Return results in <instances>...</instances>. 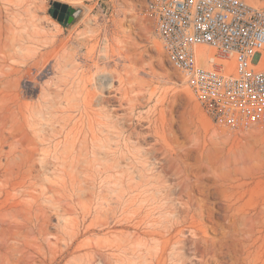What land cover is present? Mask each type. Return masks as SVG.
I'll list each match as a JSON object with an SVG mask.
<instances>
[{
    "label": "rangeland",
    "instance_id": "374dc122",
    "mask_svg": "<svg viewBox=\"0 0 264 264\" xmlns=\"http://www.w3.org/2000/svg\"><path fill=\"white\" fill-rule=\"evenodd\" d=\"M53 1L0 0V264H198L162 246L168 200L180 205L157 192L177 183L164 150L192 178L208 172L207 185L249 170L242 203L264 208V125L229 134L212 122L168 61L148 0H59L81 9L70 23ZM222 189L195 194L221 211ZM229 218L208 231L209 264L256 251Z\"/></svg>",
    "mask_w": 264,
    "mask_h": 264
},
{
    "label": "built area",
    "instance_id": "2783aa9c",
    "mask_svg": "<svg viewBox=\"0 0 264 264\" xmlns=\"http://www.w3.org/2000/svg\"><path fill=\"white\" fill-rule=\"evenodd\" d=\"M146 10L168 61L216 126L236 134L264 125V6L249 0H148ZM201 45L229 54L234 67L202 52Z\"/></svg>",
    "mask_w": 264,
    "mask_h": 264
},
{
    "label": "bare ground",
    "instance_id": "6f19581e",
    "mask_svg": "<svg viewBox=\"0 0 264 264\" xmlns=\"http://www.w3.org/2000/svg\"><path fill=\"white\" fill-rule=\"evenodd\" d=\"M259 3L264 5V2H262V1H260ZM200 50L202 52H206V53L210 54L211 56L218 54L220 57V62L224 63L229 69H232L234 67L233 57L230 56L229 54L218 52L216 50V48L211 47V46H207V45H201ZM57 65H58V62H57ZM218 68H220V67L218 66ZM90 77H91V75H90ZM96 88H97V86H96ZM101 88H102V86H101ZM90 91H92V90H90ZM97 95H99V93ZM91 96H92V94H91ZM96 98H97V96H96ZM94 100H95V98L93 99V101ZM98 101H100V100H98ZM68 102H70V99L68 100ZM97 106H99V105L97 104ZM103 106H104V104H103ZM140 117H138V118H140ZM150 125L151 124H149L148 127ZM151 126H150V132H153V131L155 132V130H153L154 128ZM157 130L158 131H156V133L160 134L159 129H157ZM150 132H149V134H146L145 136H140V133H138L137 134L138 138H146V137H148L147 135L152 134ZM154 132H153V134L156 135ZM141 135H143V133ZM164 148H165V146H164ZM154 149H155V147H154ZM165 149H166V150H164L165 154L162 157L161 161H159V164H161L162 169L165 171H167L169 168L172 169L173 175L177 179V183H176V186L173 187L168 183L167 179L163 178L162 179L163 183H162V185H160V187L158 186L159 188H158L157 192L158 193L161 192V197L165 198L166 200H168V198L171 199L170 196L172 194H175V197H173V198L177 199L180 202V205H177L176 203H174L173 200H168L169 206L166 204L168 207H170V211L172 212V217H171V219L168 218V221H167L168 223L166 222L165 227H163V224H162V227L164 228V231H165L161 235V236L165 237L164 241L162 240L163 241V245H162L163 249H168V248L172 249L173 248V249H175L174 253L176 254V256L183 258V259H186L184 257H186L188 255L190 250L191 251L193 250L192 251L193 252V259H197V261L200 264H209V260L211 257V256L209 257V255L212 253L214 254V252H215L214 249H215V247H218V246H216V243L214 242L215 240L212 241V239L209 238L208 231L210 229H212L214 231H216V230L218 231L220 228H221L220 230H222V228L223 229L225 228V223L224 222H223L224 224L220 223L217 220V217H219V216L220 217H222V216L231 217V220H230V218L228 220L232 221V223H229V224H231L234 227V230H236L239 233L242 231L244 236L245 235L247 236L245 239H247V238L249 240L252 238L254 239V243H252L251 245H249L247 243L249 245V247L252 246L253 244L257 245L255 247L256 248L255 252H252V251L248 252L247 251L248 252L247 258H246V259H248L247 264H264V208L262 206H259L258 203H256L254 209H251L249 207H248L249 208L248 209V208H246L245 203H242V200H243L246 192L248 191V189L246 188V184H248V181L246 179H247V177H249V174H250L248 172L249 170L246 171V169H245L244 172H240L241 173L240 174L238 169H235L234 173H228L224 176H218L220 174L219 173L214 178L211 177L213 184L207 185L208 183L207 184L203 183L202 179L207 178V176L209 174L208 172H203L202 170L197 171L195 174L193 173L195 178H192L190 176V173L188 170V164L185 163L184 158L182 156H180L181 154L179 155L176 152L175 153L174 152H168L167 148H165ZM210 159H212V158H210ZM227 159H228V157H227ZM242 159H244V158H242ZM215 164H213V165H215ZM207 166H209V165H207ZM216 167L217 166H215L213 169H215ZM209 170H210V168H209ZM212 173H213V171H212ZM170 179H171V177H170ZM208 180H210V178H208ZM219 186L224 187V189L220 190L221 191L220 193H221V196L226 200V202L223 203L224 204L223 207H221V211H220V208L218 206V203L217 204L216 203H208L207 202L208 200L207 201H205V199L200 200L196 197L195 192L197 190H199L200 193L202 192L205 195H209L211 193V188H213V187L218 188ZM223 219H225V218H223ZM226 220H227V218H226ZM227 226H230V225H227ZM186 230H188L190 232V237L185 234ZM225 230H227V229L225 228ZM160 233H161V231H160ZM225 233H227V232H225ZM222 242L223 241H221V243L220 242L219 243L222 244ZM223 243H225V242H223ZM249 243H250V241H249ZM200 246H201V248H200ZM242 247H243V251L246 250V248L244 249L243 244H242ZM170 249H168V250H170ZM250 250H252V249H250ZM254 250L255 249H253V251ZM216 252H217V249H216ZM219 252H221V251H219ZM215 255H216V253H215ZM174 257H175V255H174ZM180 261H182V260H180ZM238 261L239 260H237L236 262H238Z\"/></svg>",
    "mask_w": 264,
    "mask_h": 264
},
{
    "label": "flooded vegetation",
    "instance_id": "af4514ba",
    "mask_svg": "<svg viewBox=\"0 0 264 264\" xmlns=\"http://www.w3.org/2000/svg\"><path fill=\"white\" fill-rule=\"evenodd\" d=\"M55 9H56V6L52 4V13ZM73 9L74 8L71 5H68V6L61 5L58 7V17L62 15L65 18L63 23H68V19L70 17H73V20H74V18L76 17L75 12L77 8H75L74 10Z\"/></svg>",
    "mask_w": 264,
    "mask_h": 264
},
{
    "label": "water",
    "instance_id": "95a60500",
    "mask_svg": "<svg viewBox=\"0 0 264 264\" xmlns=\"http://www.w3.org/2000/svg\"><path fill=\"white\" fill-rule=\"evenodd\" d=\"M52 4H54L55 6H56V9L53 11V16L55 17V18H57L60 22H64V17L61 15L60 17H58V7L59 6H61V5H63V6H68L69 4L68 3H65V2H61V1H59V0H55V1H53L52 2ZM74 9H75V7H73ZM73 9V10H74ZM80 12H81V9L80 8H78L77 10H76V12H75V16H78L79 14H80ZM73 21V17H70L69 19H68V23H70V22H72Z\"/></svg>",
    "mask_w": 264,
    "mask_h": 264
}]
</instances>
